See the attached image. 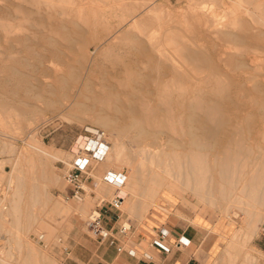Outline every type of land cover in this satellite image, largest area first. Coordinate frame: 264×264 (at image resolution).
Instances as JSON below:
<instances>
[{
  "label": "rangeland",
  "instance_id": "1",
  "mask_svg": "<svg viewBox=\"0 0 264 264\" xmlns=\"http://www.w3.org/2000/svg\"><path fill=\"white\" fill-rule=\"evenodd\" d=\"M25 1L28 2V0H0V98L1 97L7 98V102H5V104L3 103L0 105V161L4 163L2 168V174H0L3 177L0 180V199L2 200V203L0 204V260L3 258L4 261L9 262L10 264H15L16 262L15 259H17V251L15 250L16 245L14 243L8 242L9 240L13 241L15 236L13 234L4 232V230L1 228L2 226L4 227V224L16 223V220L13 219L14 212L11 209L12 203L9 202V200L12 199L13 186L15 187V184L17 183V181L14 179L15 172L13 173L12 171V165H13L12 162L14 163L17 159L22 158V163L23 164L25 163L24 161L27 160L29 158L28 155L31 154L30 151L31 149L29 147L28 141L30 138H34L36 141H39V143L42 145V148H45L49 153H54L56 151L61 152V159L55 160V162L52 161L53 163L51 162V166H50L52 167L51 171L54 172V174L56 175L57 181L56 184L52 183V185H47L46 187V190L49 194V199H47V202L45 204L39 203L34 205V207H31L32 201H29L26 197H24L23 202L19 205L20 206L19 215L21 216V218L19 219L20 226L18 227V229L19 231H22L21 234L19 235V238L22 239L24 242L29 240L36 247V249L39 250L40 253L46 254L49 257V259L52 260L55 264H69L67 258L68 256H70V254H68V252L73 248L76 251H80L81 248L80 244L82 243H85L87 248L91 249L93 243L95 242L94 239L96 237L93 236V234L90 232L89 228L86 225V220L87 218H89L87 217L88 215L85 213L86 210L83 211L79 209V207H82V204L79 203V201L81 200H75V199L65 200L62 196V193L64 191V181L62 178V174L65 168L63 162H66L70 158L71 156L70 149L74 145L75 139L77 135L81 132L83 126L89 125V126L98 127L100 129L102 128L93 124V122L91 121V115L83 114V113L76 114L72 108L70 107L66 108L64 105L60 103H56L55 105H53V107L51 106L48 107L47 106L48 97L46 93L44 94L43 98L42 97L34 98L31 96L28 87L33 90L32 84L37 85L39 83H42L43 80H45L44 78L45 75L52 76L53 73L46 70L47 69L46 59L42 60L40 63L36 62L37 61L36 53L41 51L40 48H38L39 46L36 45L37 43L35 41L37 40V38H39L42 35L48 36V27L45 22H42L44 26L39 25V27L29 26V23L27 24L25 23L27 22L24 20L26 18L24 17L25 12L27 14L25 16L28 15L30 16V17L28 16L27 19L31 17L33 18L38 17V15L36 14L33 15L29 14L32 11V8L30 7H35V6H31L30 2L36 0H29V3H26ZM44 1L45 2L43 3L48 2V0L47 1L44 0ZM57 1L58 2H56L55 0L53 2V3L55 2L57 3V4L55 3V6L59 8L65 7L64 9L70 7H76V6L78 7L96 6V4L91 2L90 0H84L83 3L80 2L81 0H66V1L57 0ZM157 2L162 3L164 9L167 8L166 10H169L170 8V11L176 14L187 12L188 11L187 7L191 4L190 2L188 4V0H168V1L158 0ZM43 3L40 4L42 9L45 7V4L43 5ZM59 3L61 4V6ZM17 4L20 6L17 7L18 6ZM22 5L24 7L23 9L21 8ZM27 10H29L28 11L29 13L27 12ZM17 15L18 17H16ZM178 15L176 18L179 19L181 16L179 17ZM165 20L166 19H164L161 23L163 24ZM168 21L169 23L173 22L171 20ZM190 22H192L191 23L192 28L190 27L191 25L185 27V29L187 28L186 31H188V33L186 32L185 34V29H179L181 30L180 32L181 36L179 35L180 36L179 40L176 38L177 42L179 43V44L177 43L176 47L179 45L177 47V48L180 47L179 50H176V47H174L172 44L168 42H167L168 46L166 44L164 45L165 47H168L170 49L168 50L169 52L171 51L170 52L171 54H174L173 53L174 49L176 50V53L178 51V55L176 54L178 63L177 62L172 63V60L170 61L169 59L168 60L171 63L167 62L168 61L167 59L165 60V73H166V76L164 77L165 85L163 83V86L165 87H161L162 86L161 85L160 89H154L152 88L153 86L151 84V81L148 80L142 83V87L141 89H139V92L143 96H147L148 99L150 100V105L147 106V108L148 107L149 108L148 109L145 108L146 106L143 104L145 102L142 101H137L136 104L128 103L126 106L123 107L124 110H135V111L137 110L140 114L138 116L142 118L139 117L137 119L138 121L137 120L134 121L132 119H128L120 115H117L115 113L116 109L113 104L109 105L108 107L104 106L103 109L107 111L111 115V117L114 118L113 125L121 132L119 136V140L125 144L124 145V147L126 148L125 151L127 152V155L131 158V160L137 159L136 152L133 153L135 149L137 150L136 145L141 146L151 142V139L139 138L138 141L133 140L132 137L139 135L141 131L143 132V134L144 133L152 134L154 132L162 133L163 134V135L161 134L162 139L159 138L158 140H167L168 135L169 137L171 136V138H174L176 140L179 139L182 140V138L185 140L188 139L187 136L185 135L182 136L181 134V133L185 134V130L187 129V125L182 121L187 118L185 115L186 114L185 109L187 105H189V100L184 101L183 99L185 98L190 99L191 100L190 103L192 104L194 103L193 105H198L209 111L213 110L212 113L216 112V115L214 114L216 120L213 123V128L217 133V135L224 137L225 140L223 141L220 147L218 146L215 148L214 145L210 142L204 143L205 144L204 148L207 149V153L205 151L206 149L204 148L199 150L201 153L197 151V153H200V155L204 156L201 157L202 161L203 159L204 161L207 160L206 162L210 170V173L208 170L203 171L204 175L206 176L207 174L209 179V180L207 179V182L209 181L208 185L206 186L207 188L206 190L204 188V190L207 192H213L214 194L213 196L210 195L212 198L208 196L207 197L208 202L206 200V203H204V201L201 200L198 201L199 198L196 195H192L182 187L181 188L175 187L176 189H179V192L178 190H175L176 192L175 194L171 192L170 197L168 199H164L163 197H160V201H159L160 206L165 208L164 210L152 206L151 209L147 210L146 213L143 215V213L141 212L133 213L132 210H129V207L126 208L127 203L120 204L119 209L122 214L120 221L127 220L130 224L132 223L144 224L146 218L148 217L152 219L154 217H161L162 215H164L166 217V221H168L169 223L174 224L175 226H180L182 228L186 227L188 231L196 232V243L199 244L201 248L207 249L209 248V246H211L212 257L211 259H209L210 264H247L248 262L245 261V254H247L254 260L253 263L249 262V264H264V257H263L264 256V220L259 224V228L256 231V233L253 235V237L249 241H247V243H245L246 245L240 246V244L243 243L244 241L242 238L245 237V233L250 231L249 230L250 217L247 213V210H250V208H248L247 210H240L236 207H233L230 210L232 212L230 214L226 213L223 210L228 203H226L225 201L223 202L221 198V196L224 198L226 195H222V194L220 195L219 181L217 180L220 168L214 163V158H215L214 156L217 157V155H220L219 153L225 152L238 157L237 168L240 167V170L244 168L243 173H241V175H244L245 172L244 175L245 182L248 183V178L251 176L250 174L252 175L258 174V176L260 174L261 176L264 174V52L258 51L256 52L257 54L251 56L252 53L250 52H244L242 53L244 55H242V54H238L237 51L236 53L235 51H231L232 54L234 53L233 57L235 59L237 58L238 60H242L244 58L242 61L246 63L245 66H240L242 68L235 67L234 64H231V62H229L228 56L225 57L224 55L221 56V53L218 52L217 50L218 42L214 40L211 41L210 38H204L203 42L196 41L195 38L197 37V33L195 34L196 29L193 26L194 22L193 21ZM149 25L150 27H152V25L154 24H149ZM149 25H147V29H151ZM10 26L13 27L12 29L15 32L14 33L15 36L12 35L11 37L6 38L4 34V29L10 30L11 29ZM153 27L156 28V26ZM188 27H190L191 29H189ZM182 35L184 38L182 37ZM58 36H59V38L57 37L58 40H62V38L64 37V35L62 34H59ZM176 36H178V34ZM33 37L36 40L35 39L33 40ZM68 37H75L79 40L81 39L80 40L82 41L81 43H84V45L81 43L79 44L78 57L74 58V62L70 63V60H66L68 63L72 65H74L76 61L77 63L80 62L78 64L80 68L79 76L75 75L73 78V75L71 74L76 72H74L75 70L72 71L70 69L68 63H62V65L59 67L60 68L59 75H64V77L69 79L67 81V84L65 85H69L68 87L71 89L70 91L71 95L74 94V96L76 95L82 96L86 94L84 89L83 88L81 89L80 83L82 79L83 80L88 79L90 81H93V83L95 82V86H96L95 90L97 92H101L102 90L105 91V87L110 85L112 87H115L116 91L123 93H130L135 91V82L140 79V76L136 75L134 73L135 71L131 69L132 67L130 64L134 60L133 59L134 57L128 54H124L123 52L120 54L115 50L116 48L113 49V47L115 46L114 42L117 38H121L124 39L123 41H126L125 39L127 38L125 37V35H123L121 32H117L108 39L106 38L105 42L102 43V46L97 51L95 50L94 46L95 43L100 39L99 37L97 39H92L90 38L92 36L84 37V35L79 36V35H70V34H68ZM185 38H187V40L192 44L188 43V41ZM185 40L187 41L188 44L185 42ZM21 41H27V42L21 43ZM183 41L185 44H183ZM111 44L112 45L114 44V46H112ZM109 45L112 46V51L108 49ZM86 46H88V49L90 51L89 52L90 56H88L90 61L88 60V58H86L84 54L85 53L84 47ZM169 46H172V48ZM184 46L187 48L185 49L182 48ZM191 46H194L195 48ZM182 49H184V51L186 50V53ZM193 52L198 56L192 55L194 54ZM206 52L207 54H205ZM196 58L198 61L200 60L199 61L200 64L196 62L197 61ZM179 61H181V64L183 66L180 64ZM194 61L196 63H194ZM182 62L183 63L185 62L186 64L185 63L183 64ZM181 67L183 68L180 69ZM12 68H18L19 71H21L20 74L14 75L13 79L14 80L23 79V84L25 88L24 87L20 88L18 85H15V81H12V83L5 82V79L9 77L10 71L11 70L13 71ZM120 71L122 72L120 73ZM134 74L136 75L135 77ZM180 75L182 77L186 76L185 78H183L184 82H180V79L182 78L178 79ZM176 76L178 77L176 78ZM202 79L203 81L205 80V82H203ZM217 79H218V84H217ZM175 80L177 82H174ZM214 80L216 83L214 82ZM188 81L189 82L191 81V83L189 84ZM47 82L49 84L54 83L53 85H55V81L53 77L47 80ZM208 82L211 85L208 84ZM180 84L181 86H179ZM172 85L176 87L174 88L175 90L172 89L174 87V86L172 87ZM72 86L74 87L73 89ZM169 86L172 88H170ZM177 86L179 87L177 88ZM220 86L221 88H218ZM76 88H78V91ZM179 88H181L179 90L181 92H178ZM184 88L187 89V92L186 91L184 92ZM215 88L218 89L216 90ZM159 90L161 94L163 93L166 94V95L163 94L165 97L162 96L160 93H158ZM170 90H172L171 93ZM204 90L206 93L204 92ZM182 91L184 93L183 95H181ZM211 91H213L214 93ZM172 92H174V95L171 96V94H173ZM169 96L170 98H172V101L174 102H171V99L168 98ZM182 96L184 97L180 98ZM215 96L218 97L216 98ZM158 97L161 98L164 97L163 98L164 100L160 98L162 100V103L159 102L160 99H158ZM196 97H198V100ZM175 98L176 99L178 98L180 104L183 103V105L181 106L182 108L176 105ZM79 100H82V98H80ZM192 100L194 101L192 102ZM195 101L198 104H196ZM166 103L169 104V106L171 104V106H173L172 107L173 110L182 111L183 114L181 115V118L180 115L179 114L177 115V113L175 112V114H173L175 120L173 119L174 120L173 121L172 113L170 112L169 114L167 113L170 110V109L168 110L167 108H171V106L169 107ZM141 104H143L145 107H143ZM162 105H166V106H162ZM213 105H215L216 107ZM163 107L164 108L166 107V110L168 111L166 112V110ZM142 108H144L145 110ZM149 109L152 110V112L150 111L148 112L150 113V116H148L149 118L147 119V117H145L147 113L144 111H148ZM152 113L154 117L151 116ZM180 119H182L181 128L184 129V130L182 129L184 132H180L182 131L180 130L179 127L181 125L179 123ZM168 122H171L170 124L175 126L170 127L171 125L168 124ZM173 122H176V124H174ZM177 123H179V125H177ZM232 128L234 129L232 130ZM236 128L239 131H236ZM220 129H222V131H220ZM173 130H176V132ZM192 130L193 132L195 131V129ZM232 131H234L233 134ZM104 132H105V141L107 143V146L108 148H111L113 144L112 142L113 136L107 130H104ZM174 133L177 134L175 135L176 138L174 136ZM165 135L167 136V138ZM231 135L233 139L231 138ZM236 136H238V139ZM229 139H231L230 140L231 142L232 140L234 141V139L240 140V142L239 141L238 142L240 143L241 146L238 145V142L236 140L235 141L237 142V144L236 142L227 143ZM5 143L14 146L15 152H13V154L6 155L1 153L3 149L2 147ZM235 144L237 146H235ZM127 148L129 149L128 151ZM175 150L177 151V153L186 152V149L184 147L177 148ZM130 168H131L130 166L125 164H119L114 166L112 161L110 162L105 161L104 163L96 164L92 171V178L94 184L91 183L88 185L89 187L87 190L88 192L86 195H84L82 200H84L87 203H91V206L90 204L89 206L92 209L94 204L100 198H103L104 200H108L109 198L112 197L113 194L106 196L105 192L102 191L103 187L99 185V184L102 185L104 184V182L101 180L102 173L106 170L116 171L120 169L125 176H128L132 171ZM208 174L211 176H209ZM210 181H212L211 187L209 186ZM113 193H115V191ZM213 199L215 200V203L212 204L211 202H209V200H213ZM59 206L61 208H65L67 212L59 213ZM30 208L32 209L34 208L33 213L36 215L35 219L28 218ZM40 222H44L46 224L47 227L46 230L37 228V224ZM155 224L158 225L159 223H155ZM27 227L29 228L27 229ZM234 234L235 235L238 234V237L240 239H238V237L236 236L237 237L236 239H238L236 241H238L239 244H237L238 242L236 243L234 242V245L229 246L228 244L229 240L232 239ZM37 235L40 236L43 235V236L40 237ZM9 244L12 246V248H10L12 252L10 251V249H8L9 247H11L9 246ZM22 246L25 248L28 246V244L23 243ZM4 250H9V252L11 253L10 259L7 258L6 251ZM228 253L234 254L235 258L231 259ZM24 255H26L25 251L21 253V256ZM17 262L20 263V261Z\"/></svg>",
  "mask_w": 264,
  "mask_h": 264
},
{
  "label": "bare ground",
  "instance_id": "2",
  "mask_svg": "<svg viewBox=\"0 0 264 264\" xmlns=\"http://www.w3.org/2000/svg\"><path fill=\"white\" fill-rule=\"evenodd\" d=\"M40 1L42 0H39V1L36 0V1L30 2V5L35 6V7L29 6L30 8H32L31 13H29L28 12L29 10H27L29 14L31 15L36 14L38 15V17L37 18L31 17L27 19L29 15L25 16L27 15L25 12L24 17L26 18L24 20L27 21L25 22L26 24L29 23V26H35V27H39V25L44 26L42 22L46 23L48 27V36L42 35L39 38H37V40L33 37V40L34 39L36 40L35 41L37 43L36 45L39 46L38 48H40V51H41V52L36 53V59H37L36 62L40 63L42 60L46 59L47 60L46 70L53 73V75L52 76L45 75L44 77L45 80H43L42 83H39L37 85L32 84L33 90L30 89L29 87H28V90L31 93V96L34 98H41V97L43 98L44 94L46 93L48 97L47 98L48 107L49 106L53 107V105H55L56 103H60L64 105L66 108L67 107L72 108L76 114L83 113V114L91 115V121L93 122V124L101 127L103 130L109 131L112 134L113 144L111 148L107 149L104 160L97 164L104 163L105 161H108V162L112 161L114 166L119 165V164H125V165L130 166L131 167L130 169L132 171L128 176L124 175L123 183L118 189L105 182L103 185L99 184L100 186L103 187V190H102V187H101V190L105 192V195L109 196L110 194H113L114 191H118V193L122 196L121 204L127 203L126 208L129 207V210H132L133 213L141 212L143 213V215L146 213L147 210L151 209L152 206H155L158 209L164 210L165 208L160 206V202H159L160 197H163L164 199H168L170 197L171 192H173L174 194L176 193L175 190H178L179 192V189H176L175 187L177 188L182 187L183 189L187 190L192 195H196L199 198L198 201L201 200V201H204V203H206V200H207L208 202L207 197L210 195L213 196L214 193L205 191L207 188L206 186L208 185L209 181L207 182L208 176L207 174L205 176L203 171L208 170L210 173V170L206 162L207 160L204 161L203 159L202 161L201 157H204V156L200 155L201 152L199 150L205 147L204 143L206 142L212 143L215 148L218 146L220 147L223 141L225 140L224 137L217 135V133L215 132L213 128V123L216 120L214 116V114L216 115L215 111H214L215 113H212L213 110L212 111L210 110L211 111L210 112L209 110H206L203 107H200L198 105H193L194 103L193 104L190 103L191 102L190 99H186V98L183 99L184 101L189 100V105H187L185 109L186 110L185 115L187 118L184 119L183 121L182 119H180L179 123L181 125L179 127H180V130L183 129L181 128L182 122H184L187 125L185 134L184 133H181V134L182 136L183 135L187 136L188 139L185 137L187 140L183 138L182 140L181 139L176 140L174 138H171V136L169 137L168 135L167 140H158L159 138L162 139V136H161L162 133L154 132L152 134H146V133L143 134V132L141 131L139 135L132 137L133 140L138 141L139 138L140 139H151V142L148 144L146 143L145 145H141V146L136 145L137 150L135 149L133 153L136 152L137 159L131 160V158L127 155V152L125 151L126 150V148L124 147L125 144L119 140V136L121 132L113 125L114 118L111 117V115L107 111H105L103 107L104 106L108 107L109 105L113 104L115 106V109H116L115 113L117 115H120L128 119H132L134 121L137 120L140 117L138 116L140 114L137 110L136 111L135 110H124L123 107L126 106L128 103L136 104L137 101L145 102L143 104L146 107L143 104H141L145 108H147V106L150 105V100L148 99V97L143 96L139 92V89H141L142 87V83H144L145 81L150 80L153 86L152 88L154 89H160L161 85H162L161 87H165L163 86L164 77L166 76L165 60L166 59L167 60L169 59L170 61L172 60V63L173 62L175 63L178 61L177 59L178 51L176 53V50H179L180 47L177 48L179 45L176 47L178 43L176 38L178 40L180 39L181 30L179 29H185V27L190 26V25H191L190 27L192 28V24H191L192 22L190 21L194 22L193 26L197 31V32L195 31V34L197 33V37L195 38L196 41L203 42L204 38H210L211 41L214 40L218 42L217 50L219 53H221V56L222 55H224V57L228 56L229 62H231V64H234L235 67L245 66L246 63L242 61L244 58L242 60H238L237 58L235 59L233 57L234 53L232 54L231 51H235V53L237 51L238 54H242L244 52H250L252 53L251 56H254L255 54H257L256 52L258 51L264 52V46H263L264 45V0H188V4L189 2L191 3L187 7L189 12L186 10L187 12H184L181 14L178 13L179 15L170 11V8L169 10H166L167 9L166 6H165L166 9H164L163 4L158 3L157 2L158 0H90L91 2L96 4L95 7L76 6V7H70L67 9H64L65 7L64 8L56 7L55 3L58 2L57 0L55 3H53L55 0L54 1L48 0V2L46 3H43L45 2L44 0L42 2ZM80 2L83 3L84 0H81ZM26 3H29V0ZM42 3L43 5L45 4V7L43 9L40 6V4ZM19 6L20 5H18L17 7ZM21 8L22 9L24 8L23 5ZM177 15L181 17L178 19L176 18ZM16 17H18V15ZM163 18L166 19L165 20L166 22L164 21V23L162 24L161 22L164 20ZM168 20H171L173 22L169 23ZM149 24H154V25L150 27ZM147 25H149L151 29H147ZM153 26H156V28ZM10 27L11 29L13 28L12 26ZM190 27L188 28L191 29ZM11 29L10 30L4 29V34L6 38H9L12 35H14L15 32L13 29L12 30ZM42 30H45V29H42ZM186 30L187 28L185 29V34L186 32L188 33V31ZM117 32H121L123 35H125V37L127 38L125 40L127 42L123 41L124 39L117 38L115 42L113 41L115 46L114 44L113 45L111 44V45L114 46L113 49L116 48L115 50L118 53L121 54L123 52L124 54H128L134 57L133 58L134 60L130 64L132 67L131 69L135 71L134 73L136 75L140 76V79L138 78L140 81L138 80L135 82V91L130 92V93H123V92L116 91L115 87H112L110 85V86L105 87V91L102 90L101 92H97L95 90L96 89L95 82L93 83V81H90L88 79H85V80L82 79L80 83L81 89L83 88L86 94L82 96H79V95L74 96V94L71 95V92H70L71 89L68 87L69 85H65L67 84V81L69 79L64 77V75H59V71H60L59 67L62 65V63H68L66 60H70V63L74 62V58L78 57L79 44L82 41H80L81 39L79 40L75 37H68V34L79 35V36L84 35V37L92 36L90 37L92 39H97L99 37L100 39L95 43V46H94L95 50L97 51L102 46V43L105 42L106 38L108 39L109 37L116 34ZM59 34L64 35L62 40L57 39V37L59 38L58 36ZM177 34L178 36L180 35L179 38L178 36H176ZM185 39L187 40V38ZM186 40L185 42L187 43L188 40L187 41ZM27 41H21V43H26ZM167 42L172 44L174 47H176V50L174 49V52H173L174 54H171L170 53L171 51L169 52L170 49L164 46L165 44L166 45L168 44ZM188 43L192 44L189 41ZM81 44L84 45V43H81ZM183 44H185L184 41H183ZM112 46L109 45V48H108L111 51H112ZM169 47L172 48V46H169ZM191 47H194V46H191ZM182 48L185 49L187 47L184 46ZM184 49L182 50L184 51ZM84 50H85L84 54L86 58H88V56H90L89 54L90 51L88 49V46L84 47ZM184 52L186 53V50ZM205 54H207V52ZM192 55L196 56L197 54L194 53ZM179 56H180V53H179ZM88 60L90 61L89 58ZM169 60L167 62H170ZM199 61L197 60L196 62L199 63ZM179 62L181 64V61ZM196 62L194 61V63ZM70 63H68V66L70 67L72 71L75 70L74 72H76V73L71 74L73 75V78L75 75L79 76L80 68L78 64L80 62L77 63L76 61L74 65ZM182 68L183 67H181L180 69ZM12 69L13 71L12 70L10 71L11 74L9 73V77L5 79V82L12 83V81H15V85H18L20 88H23V87L25 88L23 84V79H19V80L13 79V76L20 74L21 71H19L18 68H12ZM5 71H8V70H5ZM121 72L122 71H120V73ZM135 74H134V77L136 76ZM51 77L54 78L55 85H53L54 83L49 84L47 82V80L51 79ZM177 77L178 76H176V78ZM185 77L186 76L182 77L180 75L178 79L182 78L180 79V82H184L183 78ZM170 81H173V80H170ZM174 82H177V81L175 80ZM203 82H205V80ZM190 83L191 81L189 82V84ZM219 83H220V80H219ZM208 84L210 83L208 82ZM217 84H218V79H217ZM173 86L174 85H172V87ZM179 86H181V84ZM179 86H177V88ZM73 88L74 87L72 86V89ZM174 88L176 87L174 86L172 89ZM181 88L178 89V92H181L179 91ZM218 88H221V86ZM76 89L78 91V88ZM185 89L186 88H184V92L185 91L187 92V89L186 90ZM171 91L172 90H170V93ZM174 92H172L173 94H171V96L174 95ZM158 93H160V90ZM163 94L161 95L164 96ZM183 94L184 93L182 91L181 95ZM192 94H195V93H192ZM161 97H158V99H160ZM183 97L184 96L180 98H183ZM80 98H82V100H79ZM168 98H170V96ZM196 98L198 100V97ZM161 99L160 101L159 100L158 101L162 103ZM170 99H171V102H174L172 101V98ZM178 101L179 100L177 98L175 101L176 105L182 108L181 106L183 105V103L180 104V101L179 102ZM193 101L194 100H192V102ZM5 102H7V98L1 97L0 105L3 103L5 104ZM196 104L198 103L196 102ZM167 105L169 106V104ZM162 106H166V105H162ZM172 107L173 106H171V108H167L168 110L170 109L169 111L166 110V107L165 108L163 107V108L166 110V112L168 111L167 112L168 114L169 112L172 113V117H173L172 120L174 119L173 114H175V112L177 113V115L179 114L181 118V115L183 114V112L175 111L173 110ZM150 109L148 111H144L148 114V115L146 114L145 116L147 117V119L149 118L148 116H150V113L148 112L149 111L152 112V110ZM207 109H208V106H207ZM153 113L151 114L152 117H154ZM170 123L171 122H168V124ZM173 123L176 124V122H173ZM179 123H177V125H179ZM194 124H197V125H194ZM172 126H175V125H171L170 127ZM192 129H195L196 133L195 131L193 132ZM233 129L234 128H232V130ZM183 130L180 132H184ZM173 131L176 132V130H173ZM220 131H222V129H220ZM236 131H239V130H237L236 128ZM233 132L234 131H232V134ZM175 135L177 134L174 133V136ZM236 137L238 139V136ZM231 138H232V135H231ZM230 140L231 139H229L227 143H234L236 141L240 142V140H236V139H234V141L232 140V142ZM239 142H238V145L241 146ZM28 144L31 149L30 150L31 154L28 150L30 155L27 154L29 158L27 156L28 159L24 161L25 163L24 164L22 163V158L17 159L14 163L12 162L13 164L12 171L13 173L15 172L14 179L17 181V183L15 184V187L13 186L12 199L9 200V202L12 203L11 209L14 212L13 219L16 220V223L15 224H4V227L2 226L1 229H3L4 232L6 233L13 234L15 236L13 241L11 240L8 241L16 245L15 250L17 251V259H15L16 260L15 264H55L52 260L49 259V257L46 254L40 253L39 250L36 249V247L29 240L24 242L22 239L19 238V235L22 232V231H19L18 229V227L20 226L19 219L21 218V216L19 215V210H20L19 205L23 202L24 197H26L29 201H32L31 207H34V205L39 204V203L45 204L47 202V199H49V194L46 190V187L47 185H52V183L56 184V181H57L56 175L54 174V172L51 171L52 169V167H50L51 162L52 161L55 162V160H60L61 152L56 151L54 153H49L45 148H42V145L39 143V141H36L34 138H30L28 141ZM236 144L235 146H237ZM181 147H184L186 149L185 153H182V152L177 153V151L175 150ZM2 148L3 149L1 153L6 154V155H10V154H13V152H15L14 146L11 144L5 143ZM128 148H127V151L129 150ZM197 151H199L200 153H197ZM205 151L207 153V149ZM219 154L220 155H217V157L214 156L215 157L214 163L220 168L219 175L217 178V180L219 181L220 195L221 194L226 195L224 197L225 199L222 196L221 198L223 202L225 201L226 203H228L227 206L224 207L223 210L226 213L230 214L232 213L230 210L233 207H236L240 210H247L248 208H250V210H247V213L250 217V223H249L250 231L245 233V237L243 235L244 238L242 239L244 241L242 240L243 243L240 244V246H245L246 245L245 243H247V241H249L253 237V235L256 233V231L259 228V224L264 220V177H263L264 174L262 176L261 174L259 176L258 174H253V175L250 174L251 176L249 175L250 177L248 178V183H247L245 182V179H244L245 172H244V175H241V173H243L244 168L241 170H240V167L237 168L238 157L232 154H229V153H225V152L224 153L222 152ZM3 164L4 163L0 161V174H2ZM2 178L3 177L0 175V180ZM211 182L212 181H210L209 183L210 187L212 186ZM177 196H178V193H177ZM209 202L213 204L215 203V200L214 199L209 200ZM1 203H2V200L0 199V204ZM89 204L91 206V203L85 202L82 207H79V209L83 211L87 210L90 207ZM33 210L34 208L29 209L28 218H34V219L36 218V215L33 213ZM66 212L67 210L65 208H61L59 206V213H66ZM28 228L29 227H27V229ZM37 228H40L43 230L47 229L46 224L44 222L38 223ZM235 234L232 237V239L230 238L231 240H229V243H228L229 246L234 245V242L236 243L238 242L236 240L240 239L238 237L239 233L237 235ZM37 236H40V235H37ZM236 236L238 237V239H236L237 238ZM23 243H27L28 246L24 248L22 246ZM237 244H239V242ZM9 246L11 245L9 244ZM10 248H12V246L9 247L8 249ZM4 251H6L7 258L10 259L11 253L9 252V250H4ZM23 251L26 252V255L21 256V253ZM228 255H230L231 259L235 258L234 254L232 253H228ZM2 259L0 260V264H10L9 262L4 261V259L3 260ZM17 261H20V263H18ZM245 261L248 262L247 264H249V262L251 263L254 262L253 258L248 256L247 254H245Z\"/></svg>",
  "mask_w": 264,
  "mask_h": 264
},
{
  "label": "built area",
  "instance_id": "3",
  "mask_svg": "<svg viewBox=\"0 0 264 264\" xmlns=\"http://www.w3.org/2000/svg\"><path fill=\"white\" fill-rule=\"evenodd\" d=\"M108 149L105 141L104 130L95 126H83L81 132L77 135L74 145L70 149L71 156L63 162L64 172L62 178L64 181V191L62 196L65 200L75 199L82 200L87 194L88 185L94 184L92 178V171L95 165L104 160L106 151ZM101 180L105 183L119 188L124 180V174L120 169L106 170L101 175ZM122 202V196L115 192L108 200L100 198L93 206V216L87 218L86 225L90 232L99 241L108 240L110 244L116 241V236L123 240H129L131 236V226L127 220L118 222L114 228H106L102 224V217L106 208L103 203H106L109 209L117 212L115 219L121 218V211L119 206ZM168 230L164 227L155 228L152 231V236L148 242L149 246L156 247L163 252H168L173 245L183 244L184 239L178 237L173 244H166ZM122 245L116 244V251H121ZM131 254L133 251L128 250Z\"/></svg>",
  "mask_w": 264,
  "mask_h": 264
},
{
  "label": "crops",
  "instance_id": "4",
  "mask_svg": "<svg viewBox=\"0 0 264 264\" xmlns=\"http://www.w3.org/2000/svg\"><path fill=\"white\" fill-rule=\"evenodd\" d=\"M79 203L83 206L84 200L79 201ZM103 205L106 208L102 217L103 226L106 228L116 227L121 218L115 219V214L117 212L109 209L106 203H103ZM92 211L93 209L91 207L85 211L88 215L87 217H91L93 215ZM154 222L159 224L157 225ZM130 226L131 236L129 240H123L116 236V241L113 244H110L108 240L99 241L95 238V242L93 243L91 249L87 248L85 243L80 244V251H76L74 248L71 249L68 252V254H70L67 258L68 263L210 264L209 259L212 257L211 246L207 249L201 248L199 244L196 243V232L188 231L186 227L182 228L169 223L166 221V217L164 215L161 217H154L152 219L148 217L146 218L144 224L132 223ZM158 227H164L168 230L166 244H173L178 237H182L184 239L183 244L171 246L168 252H163L156 247L149 246L148 242L152 236V231ZM116 244H121L123 249L119 252L116 251ZM129 249L133 251V254L128 252Z\"/></svg>",
  "mask_w": 264,
  "mask_h": 264
}]
</instances>
